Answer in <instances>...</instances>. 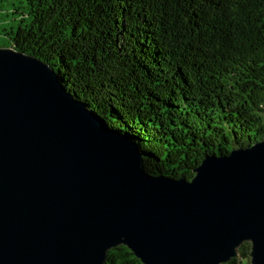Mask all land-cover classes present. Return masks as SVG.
<instances>
[{
	"label": "water",
	"instance_id": "water-1",
	"mask_svg": "<svg viewBox=\"0 0 264 264\" xmlns=\"http://www.w3.org/2000/svg\"><path fill=\"white\" fill-rule=\"evenodd\" d=\"M193 178L150 175L48 62L0 46V264H264V140L206 156Z\"/></svg>",
	"mask_w": 264,
	"mask_h": 264
},
{
	"label": "trees",
	"instance_id": "trees-1",
	"mask_svg": "<svg viewBox=\"0 0 264 264\" xmlns=\"http://www.w3.org/2000/svg\"><path fill=\"white\" fill-rule=\"evenodd\" d=\"M7 46L33 54L150 175L264 140V0H18ZM252 244L222 264L251 260ZM106 264H143L125 245Z\"/></svg>",
	"mask_w": 264,
	"mask_h": 264
},
{
	"label": "rangeland",
	"instance_id": "rangeland-1",
	"mask_svg": "<svg viewBox=\"0 0 264 264\" xmlns=\"http://www.w3.org/2000/svg\"><path fill=\"white\" fill-rule=\"evenodd\" d=\"M10 2H18V0H8ZM14 6L8 2L3 3L0 1V46H7L9 42V36L4 32L10 31L12 27H16L18 24L17 13H13ZM251 260L243 258L241 264H251Z\"/></svg>",
	"mask_w": 264,
	"mask_h": 264
}]
</instances>
